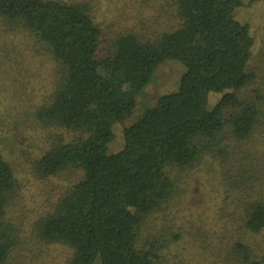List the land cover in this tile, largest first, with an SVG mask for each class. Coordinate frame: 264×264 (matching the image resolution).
Returning <instances> with one entry per match:
<instances>
[{
  "label": "trees",
  "instance_id": "trees-1",
  "mask_svg": "<svg viewBox=\"0 0 264 264\" xmlns=\"http://www.w3.org/2000/svg\"><path fill=\"white\" fill-rule=\"evenodd\" d=\"M172 3L175 29L153 40L118 35L100 54L102 31L82 5L0 0V20L24 29L56 65L51 92L27 111L26 123L53 134L35 174L45 180L71 169L80 178L32 232L42 244L68 248L67 264H93L97 258L100 264H181L169 253L165 224L158 229L152 220L166 222L185 174L197 162L227 158V149L237 165L228 180L238 190L234 205L243 228L264 231V77L257 82L249 27L234 18L242 0ZM166 61L183 67L177 90L124 127L121 149L110 153L114 126L131 117L136 98ZM212 95L219 99L208 108ZM227 142L234 145L231 151ZM17 190L0 155V264H9L21 247L6 218ZM235 246L238 254L229 264H264V250ZM30 253L26 264L36 259Z\"/></svg>",
  "mask_w": 264,
  "mask_h": 264
},
{
  "label": "rangeland",
  "instance_id": "rangeland-1",
  "mask_svg": "<svg viewBox=\"0 0 264 264\" xmlns=\"http://www.w3.org/2000/svg\"><path fill=\"white\" fill-rule=\"evenodd\" d=\"M60 1L82 5L93 17L102 31L100 54L108 51L118 35L134 33L141 39L153 40L178 24L172 0ZM234 18L249 27L253 40L252 63L257 82L261 83L264 2L251 4L242 0V5L234 11ZM182 73L183 67L176 61H166L156 69L152 81L136 98L131 117L123 126H114V140L108 146L110 153L121 149L124 127L140 118L157 98L177 90ZM56 79V65L44 48L26 35L24 29L0 20V155L18 182L17 197L10 203L6 218L15 226L21 245L19 251L14 249L9 264H26L24 259L31 255V250L36 259L28 264H67L71 257L65 246L42 244L32 232L34 223L49 213L56 199L80 178V173L71 169L45 180L35 174V164L50 148L53 134L37 124L26 123L27 111L34 107L32 104L42 103ZM218 99L219 95L210 96L208 108ZM228 144L231 151L234 145ZM227 154V158L214 155L197 162L185 174L181 182L184 189L173 201L166 222L161 217L154 219L156 215L151 218L152 225L158 229L165 224L161 230L171 245L169 253L181 264H229V259L238 254L237 243L256 253L264 250V231L247 233L241 212L235 208L234 196L238 190L231 188L228 178L233 176L237 165L232 162L234 157L228 149L224 152ZM93 264H100L99 259Z\"/></svg>",
  "mask_w": 264,
  "mask_h": 264
}]
</instances>
